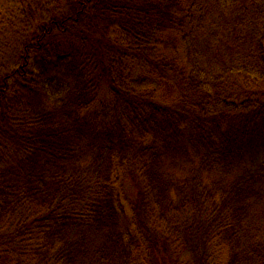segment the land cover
Here are the masks:
<instances>
[{
    "label": "trees",
    "instance_id": "16d2710c",
    "mask_svg": "<svg viewBox=\"0 0 264 264\" xmlns=\"http://www.w3.org/2000/svg\"><path fill=\"white\" fill-rule=\"evenodd\" d=\"M16 1L0 18V264H264L261 11Z\"/></svg>",
    "mask_w": 264,
    "mask_h": 264
},
{
    "label": "rangeland",
    "instance_id": "374dc122",
    "mask_svg": "<svg viewBox=\"0 0 264 264\" xmlns=\"http://www.w3.org/2000/svg\"><path fill=\"white\" fill-rule=\"evenodd\" d=\"M235 2L237 4V6H239V5L244 6L243 4H245L249 7L254 6L261 11L260 15H262V16L258 17V19H254V23L256 26H254L252 29L254 31H256L255 35L257 36V38L255 40H261L263 42V46H264V0H246L244 3H241V0H236ZM19 3L20 2H17V1L14 2V0H0V18L1 19L4 18L3 21L8 19L9 15H10L11 7L15 8V9L21 8ZM68 12H70V11H68ZM227 12H228V10H227ZM221 25H222V23H221ZM219 28H221V27L219 26ZM258 30L260 31L259 33H258ZM218 34H219V31L216 33V35H218ZM217 39H219V38H217ZM218 52H221V49H218ZM224 53H222V54H224ZM229 74H230V77L233 78V80H235V75H239V73H237L236 71H233V70L230 71ZM237 83L239 84V81H237ZM258 83H259V81L257 82V84ZM259 84L260 85L258 87L256 86V90L258 89L259 91H261L262 97H264V82L259 83ZM252 151L253 152H251L252 155L250 157L261 156L264 158V152L257 153L256 150H252Z\"/></svg>",
    "mask_w": 264,
    "mask_h": 264
}]
</instances>
